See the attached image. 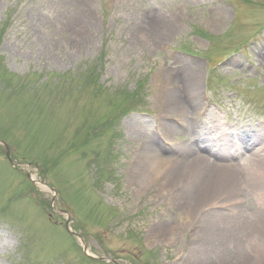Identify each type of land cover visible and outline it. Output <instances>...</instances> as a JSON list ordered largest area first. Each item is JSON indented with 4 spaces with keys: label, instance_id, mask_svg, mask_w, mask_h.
I'll return each instance as SVG.
<instances>
[{
    "label": "rangeland",
    "instance_id": "374dc122",
    "mask_svg": "<svg viewBox=\"0 0 264 264\" xmlns=\"http://www.w3.org/2000/svg\"><path fill=\"white\" fill-rule=\"evenodd\" d=\"M151 14L175 29L158 46ZM162 68L195 73L194 129L220 149L233 132L231 149L192 143ZM171 146L238 172L233 195L187 209L161 196L162 164L140 184L142 152ZM258 147L264 0H0V264H243L252 240L264 264ZM209 217L220 232L201 238Z\"/></svg>",
    "mask_w": 264,
    "mask_h": 264
},
{
    "label": "bare ground",
    "instance_id": "6f19581e",
    "mask_svg": "<svg viewBox=\"0 0 264 264\" xmlns=\"http://www.w3.org/2000/svg\"><path fill=\"white\" fill-rule=\"evenodd\" d=\"M149 20H151L149 24L150 27L146 25H144V27L146 26L145 28H149V33L153 36L152 38H155L151 42L153 46H158L160 43H162L165 40V37L170 35V33H172L175 30L173 28L174 26L171 28L170 27L171 25L168 26V24L162 23L159 17H157L154 14H151L149 16ZM159 75L161 81L163 83L165 82L164 84L167 85L175 84L174 86L177 92L176 96H178L180 99L170 96L169 98H162L161 102L165 108L172 106H175L177 108V113L180 115L179 117L180 121L182 122L185 129H187V131L190 132L191 136L194 138L192 143L196 147H198V149L207 151L210 154L211 153L220 154V150L227 151L226 149H231L233 147V142L236 139L233 132L219 127L216 133H214L213 138L219 139L220 141L219 145L221 146V148L222 147L224 148V149H220V147H218V145L215 144L216 140L211 139L210 141L208 136L206 135L204 136L201 133L204 132V130L202 131L201 129L200 131L194 129L195 125L191 117H192V113H194L196 110L198 99L195 98L194 92H190L189 84L193 83V80L196 77L195 73L190 74V72L187 71L185 74H183L182 77L179 78L176 76L174 70L162 68ZM182 88L184 92H186L187 96H189L188 98L191 99V101H188L189 102L188 105H184L183 101L181 100ZM163 129L175 131L173 129H169V127H167L166 125H164ZM135 136L140 138L139 134L137 133H135ZM171 149L173 150V154L167 156L159 155L153 148L145 149L142 152L143 159H141L142 157H140V159L142 160L143 167H141L142 169L140 170L138 175L140 184H142L145 180L150 178L152 174L156 172L157 168L162 164L163 165L162 174L159 180V186L161 187V191H163L161 193V196L165 198L175 197V199H177L178 196L181 194L175 195V193L181 189V191L183 190L182 194L184 195V200L187 203L186 204L187 209H190L191 207H195L203 199L205 200L207 198H211L210 200L216 202L219 201L220 199L224 200L227 197L233 195L234 191H232V189L235 187V184L237 183L238 172H235L228 167L217 166L203 157L190 155V153H192V151L195 149L194 147H192L191 150H189V147H186V149L183 150L180 149L179 146L178 147L171 146ZM188 152L189 155H187ZM251 157L254 158L253 165H255V167L263 168V172H264V147L263 148L258 147L257 149H254L251 153ZM206 171H208V173H206ZM191 180H192V186L194 187L192 186L189 187V185L186 186V182H190ZM217 217L219 218L218 220L222 219L221 215L219 214ZM257 217H258L257 221L259 222V224L254 225V227L257 226V228H261L262 231L261 237H263L264 212L258 214ZM206 219L207 218H205L203 224H201V228L203 229L198 228L200 230L201 238L202 236L204 238L206 235L208 236L210 234L217 237L220 231H218L215 227L216 222L214 218L209 217L207 220ZM224 222L228 223V221H224ZM234 227H235L234 224H228L226 230H232L234 229ZM224 232L226 231H223V233ZM160 233L166 235L167 229L163 231L156 228L154 234L157 236V235H161ZM174 240L178 241V238ZM202 241L199 246L201 247H204L205 245L211 246V244L209 243L206 244L204 243V241L203 242ZM249 244H250L249 250L244 254L247 257L245 256L244 258L245 261H243V264H257L261 260V257L258 254V252H260L261 250V246H260L261 243L258 244L252 240L249 241ZM195 253L197 254V252ZM239 255L240 256L242 255V251L239 252ZM252 257H254L255 260L252 261L251 260ZM234 258L235 260H237V257ZM236 263L237 264L241 263L240 258ZM221 264H229V261L224 260L222 261Z\"/></svg>",
    "mask_w": 264,
    "mask_h": 264
}]
</instances>
